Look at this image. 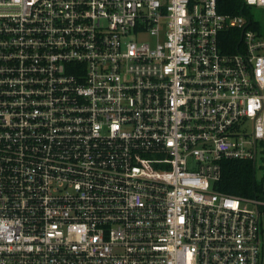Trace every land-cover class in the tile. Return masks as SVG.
<instances>
[{
  "label": "built area",
  "instance_id": "obj_1",
  "mask_svg": "<svg viewBox=\"0 0 264 264\" xmlns=\"http://www.w3.org/2000/svg\"><path fill=\"white\" fill-rule=\"evenodd\" d=\"M252 5L0 0V264H264V197L216 187L264 178Z\"/></svg>",
  "mask_w": 264,
  "mask_h": 264
},
{
  "label": "trees",
  "instance_id": "obj_2",
  "mask_svg": "<svg viewBox=\"0 0 264 264\" xmlns=\"http://www.w3.org/2000/svg\"><path fill=\"white\" fill-rule=\"evenodd\" d=\"M243 4L244 0H218L219 10L225 13H239ZM240 37L241 31L234 28L224 33L222 36L224 50L236 51ZM216 187L228 194L264 197V178L256 177L254 162L249 159H223L221 161V176Z\"/></svg>",
  "mask_w": 264,
  "mask_h": 264
},
{
  "label": "rangeland",
  "instance_id": "obj_3",
  "mask_svg": "<svg viewBox=\"0 0 264 264\" xmlns=\"http://www.w3.org/2000/svg\"><path fill=\"white\" fill-rule=\"evenodd\" d=\"M250 10H251L254 18L259 20V22L261 24L260 30L264 34V8L252 5L250 7ZM252 206L253 205H250V207H252Z\"/></svg>",
  "mask_w": 264,
  "mask_h": 264
}]
</instances>
